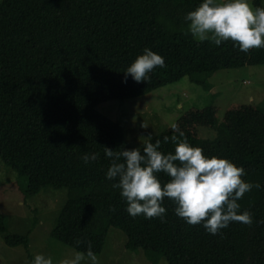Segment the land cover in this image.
<instances>
[{
    "label": "trees",
    "instance_id": "obj_1",
    "mask_svg": "<svg viewBox=\"0 0 264 264\" xmlns=\"http://www.w3.org/2000/svg\"><path fill=\"white\" fill-rule=\"evenodd\" d=\"M200 2L0 1V160L15 172L24 195L46 187L67 190L52 238L80 251L91 242L98 254L108 229L115 227L125 234V248L134 251L152 244L167 264H243L245 232L264 220V138L235 145L184 133L204 155L231 160L245 169L242 179L262 185L238 201L239 211L252 215V224L232 222L221 230L223 235L185 223L168 198L163 200V221L129 216L119 190L104 175L109 161L103 146L118 151L126 145L121 126L96 110L99 102L140 96L184 76L207 90L212 72L264 65V49L246 54L230 40L217 46L164 27L165 9H194ZM253 5L264 7L262 0H253ZM146 46L164 58L166 67L154 68L147 83L130 76L125 81L122 71ZM173 134L164 131L152 141L160 139V150L167 153L173 144L162 138ZM84 152H97L98 159L85 165L80 160ZM156 175L162 186L169 179ZM27 235L4 234L3 241L26 248Z\"/></svg>",
    "mask_w": 264,
    "mask_h": 264
},
{
    "label": "rangeland",
    "instance_id": "obj_2",
    "mask_svg": "<svg viewBox=\"0 0 264 264\" xmlns=\"http://www.w3.org/2000/svg\"><path fill=\"white\" fill-rule=\"evenodd\" d=\"M250 5L254 6L253 0ZM190 10L183 5L176 10L165 9L164 27L190 35L183 20ZM207 82L211 87L206 90L184 76L140 96L99 102L95 108L121 126L128 149L140 146L149 134L152 137L172 131L171 123L187 135L228 140L235 145L263 139L264 65L220 69L212 72ZM212 119L215 125L211 124ZM66 196V189L51 187L24 195L15 172L0 160L4 234H28L25 248L21 244L7 245L0 233V264H30L37 253L51 256L58 264L71 254L73 248L50 236ZM125 239L120 229L110 227L102 250L96 254L100 264H167L154 245L132 251L125 248ZM243 240V264H264V223L247 229Z\"/></svg>",
    "mask_w": 264,
    "mask_h": 264
},
{
    "label": "clouds",
    "instance_id": "obj_3",
    "mask_svg": "<svg viewBox=\"0 0 264 264\" xmlns=\"http://www.w3.org/2000/svg\"><path fill=\"white\" fill-rule=\"evenodd\" d=\"M183 20L187 33L197 42L209 41L219 46L230 40L234 48L246 54L250 49H264V7L252 6L250 0H201L184 14ZM156 67H166L164 58L146 46L122 71L124 80L130 76L137 83H147L149 73ZM169 127L174 134L162 138L173 144V151L167 153H162L161 140L153 142L151 134L131 149L122 146L116 151L103 146V155L109 161L105 179L113 181L112 188L119 190L128 215L158 217L163 221V200L168 198L177 217L189 225H201L212 235H223L221 230L232 222L251 225L252 215L247 210L239 211L238 201L262 185L242 179V166L225 157L206 156L200 147L190 145L176 123ZM98 156L97 152H84L80 160L87 165ZM157 173L169 178L163 186ZM81 242L77 238L76 245ZM30 264L54 262L51 256L37 253ZM58 264H100V260L91 242H87L83 251L73 250Z\"/></svg>",
    "mask_w": 264,
    "mask_h": 264
}]
</instances>
